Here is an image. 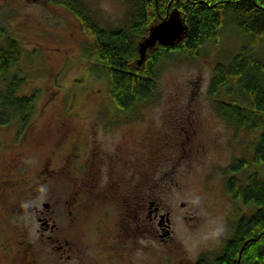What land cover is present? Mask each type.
Returning <instances> with one entry per match:
<instances>
[{
    "label": "rangeland",
    "instance_id": "rangeland-1",
    "mask_svg": "<svg viewBox=\"0 0 264 264\" xmlns=\"http://www.w3.org/2000/svg\"><path fill=\"white\" fill-rule=\"evenodd\" d=\"M67 3L85 9L104 28L132 26L135 5L130 0H0V26L23 51L12 69L27 76L20 93H39L29 127L0 126V139L6 145L0 168L11 175L0 186V241L14 244L7 256L0 254V264L14 260L23 264L20 259L28 248L19 246L20 240L32 243L34 264H65L54 244L41 240L36 217L40 210L46 214L43 205L53 201H61V209L68 210L64 200L79 191L83 173L75 164L68 171L62 169L65 150L79 145L90 150L94 138L99 147L105 144V154L120 148L136 169L142 171V163L150 162L152 194L164 210L172 211L173 227L166 242L148 235L127 240L120 256L103 252L107 241L100 232L83 236L82 242L73 236L84 264H197L202 256L210 260L219 256L238 221L255 212L253 203L233 199L227 179L238 176L246 182L251 173L262 171L255 163L261 130L236 126L220 114L219 103L228 100L223 90L210 95L215 66L234 56L244 42L242 35L236 26L226 24L221 37L205 44L197 56L181 54L163 62L154 99L117 126L99 116L100 109L114 108L108 99V79L86 73L85 46L92 38ZM170 16L182 20L183 13L173 10ZM148 42L151 47L157 43L152 33ZM86 136L88 142L82 138ZM161 139L167 147L158 154ZM239 160L245 169L236 173L233 166ZM81 196L77 198L82 200ZM8 209L15 211L14 218H9ZM111 210L113 216L104 227L108 236L113 235L114 222L123 217L120 206ZM100 213L94 208L88 218ZM93 223L78 224L74 230L78 238ZM66 233L70 240L71 230Z\"/></svg>",
    "mask_w": 264,
    "mask_h": 264
},
{
    "label": "trees",
    "instance_id": "trees-1",
    "mask_svg": "<svg viewBox=\"0 0 264 264\" xmlns=\"http://www.w3.org/2000/svg\"><path fill=\"white\" fill-rule=\"evenodd\" d=\"M135 5L131 27L107 29L92 19L85 9L69 6L83 31L92 39L85 46L87 74L108 79V99L112 106L134 113L150 103L157 89L161 64L176 56H197L201 48L217 41L226 24L243 37L234 56L214 68L210 95L223 90L220 114L236 126L261 130L256 144L255 163L264 165V0H130ZM173 10L183 13L184 34L175 46L165 47L150 39L154 26ZM232 17V21L228 20ZM20 43L0 26V126L16 123L25 130L35 117L39 93L21 94L27 83L24 72L12 71L22 59ZM24 73V74H23ZM239 160L233 170L244 168ZM233 199L254 204L255 212L242 217L226 248L212 260L202 256L197 264H264V174L251 173L244 182L238 176L227 179Z\"/></svg>",
    "mask_w": 264,
    "mask_h": 264
},
{
    "label": "flooded vegetation",
    "instance_id": "flooded-vegetation-1",
    "mask_svg": "<svg viewBox=\"0 0 264 264\" xmlns=\"http://www.w3.org/2000/svg\"><path fill=\"white\" fill-rule=\"evenodd\" d=\"M70 11L73 13L72 10ZM98 112H101L99 116H104L103 120L112 122L117 126L121 125L123 121L130 120L128 118L130 113L116 108L100 109ZM103 130L105 132V128ZM94 137H96L95 133ZM82 138L85 139V142H88V136ZM93 142H95L94 146L90 150L81 145L65 150L62 169L68 171L75 164L79 165L83 173L82 186L78 189L79 191H72L70 197L64 200L68 210L61 209V201H53L43 205L47 210L46 214L40 210L36 217L41 225L39 231H43L41 232V240H44V238L50 240L51 244H54V250L60 253V260L65 264H84L81 255H79L81 253L80 245L75 242L78 240L82 242L83 236L93 235L95 231L100 232V236H103L107 241L105 245L103 244L105 249L103 252L107 254L109 252L117 256L126 251L124 244L127 240L137 241L143 235H148L152 238L159 237L162 242H166L165 238L172 233V211L170 209L164 210L163 205L152 194V184L149 183L150 174L147 173L151 167L150 162L144 161L141 165L143 168L141 171L134 168L135 162L128 155V152H126L128 158L121 155L120 148L114 150L113 153L105 154L103 148L105 144H101L102 147H99L96 138ZM102 143H104V140ZM7 144L10 145L9 142ZM166 144L167 142L161 139L156 146L158 154L164 153L167 147ZM173 144L175 146L176 142H173ZM173 146L168 147L173 148ZM5 147V142L0 139V154L5 150ZM131 167L132 169H130ZM259 167H262V171L259 170L260 173H257L263 175L264 165H258ZM138 171L140 172L137 175L136 172ZM52 172L56 174L55 170ZM8 176L11 175L7 174L5 169L0 168V186L9 182ZM74 180L76 182V179ZM81 193L82 200H79L77 196ZM117 205L120 206L123 217L114 222L113 235L108 236L104 227L109 218L113 216L111 208L117 207ZM97 207L101 212L100 215L88 218L93 209ZM8 211L9 218H14L15 211L12 212L9 209ZM2 212L5 213L6 211L2 208ZM62 218L67 220L66 225L63 223ZM94 218H96L95 222L93 221ZM83 222H86L87 225L88 222L94 223L93 225L90 224V230L86 234L78 238L74 230L78 224ZM70 230L72 237L70 235L71 239L69 240L66 231L69 232ZM158 230L162 234H159ZM73 236L78 240L74 239ZM17 243L19 246L25 244L29 251L24 252L23 258H21L22 254L18 258H21L23 264H34L33 260L35 261L36 253L33 250L32 243L23 240ZM13 245L0 241V254L7 256ZM9 246L11 247L9 248ZM10 264H16L15 260Z\"/></svg>",
    "mask_w": 264,
    "mask_h": 264
},
{
    "label": "water",
    "instance_id": "water-1",
    "mask_svg": "<svg viewBox=\"0 0 264 264\" xmlns=\"http://www.w3.org/2000/svg\"><path fill=\"white\" fill-rule=\"evenodd\" d=\"M184 31L185 23L176 16H169V18L161 21L158 26L153 29L152 34L157 44L170 47L176 45V42L184 34Z\"/></svg>",
    "mask_w": 264,
    "mask_h": 264
}]
</instances>
